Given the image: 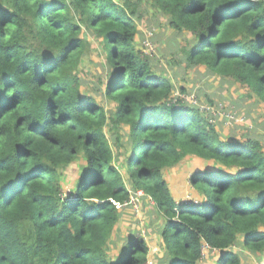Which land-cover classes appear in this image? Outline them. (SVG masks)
Listing matches in <instances>:
<instances>
[{"label":"trees","instance_id":"trees-1","mask_svg":"<svg viewBox=\"0 0 264 264\" xmlns=\"http://www.w3.org/2000/svg\"><path fill=\"white\" fill-rule=\"evenodd\" d=\"M149 1L190 36V65L244 86L264 110V0ZM134 13L114 0H0V264H147L133 232L108 254L127 211L115 203L137 190L165 221L158 264H199L205 244L217 264H242L239 237L264 264L261 140L222 138L205 112L168 102L173 83L141 57ZM87 30L105 54L110 115L82 93ZM109 126L124 149L128 128L127 179ZM188 156L216 164L191 179L198 203L176 200L164 177ZM80 157L76 187L64 191L61 174Z\"/></svg>","mask_w":264,"mask_h":264},{"label":"rangeland","instance_id":"rangeland-1","mask_svg":"<svg viewBox=\"0 0 264 264\" xmlns=\"http://www.w3.org/2000/svg\"><path fill=\"white\" fill-rule=\"evenodd\" d=\"M114 1L127 9L129 13L130 9L134 7L135 13L132 17L138 28L136 47L143 60L149 61L157 74L173 83L174 89L168 102L198 109L201 106L209 109L213 107L212 112L214 113L215 108L219 117L216 120V129L221 133L222 138H259L264 146V110L258 100L249 96L247 88L231 79L212 73L204 66L190 65L185 56L190 36L173 30L170 26V16L163 13L152 1ZM91 33L88 30L85 32L88 35V45L83 53L77 74L81 79L82 93L93 97L110 115L115 110V103L104 94V83L107 80L105 71L108 66L105 63V54L100 49V40ZM182 97H193L194 100L193 102H184ZM230 111H233L238 119L232 125L222 119ZM207 113L209 114V112ZM208 114H206L207 117ZM105 132L115 151L117 161L114 162V165L120 168L127 179V171L123 164L128 155L127 149H129L128 128L123 127L120 134L122 142L126 144L125 149L118 146L117 132H112L110 126L106 128ZM84 162L80 157L61 174L64 191L75 189ZM215 166L216 164L213 162L188 156L177 166L165 170L164 177L170 185L172 193L176 196V200L198 203L203 197L193 186L191 179L194 174L207 172ZM139 207L138 214H135L132 209H127L134 217V222L129 223V229H134L132 232L137 237L143 238L148 244L150 249L148 264H158L161 259L158 254L165 251L160 236V230L164 227L165 221L147 196L140 199ZM113 249L115 248L110 246L108 250L110 258L114 255L113 253H117V255L119 253L118 251L112 253ZM232 250L240 254L242 264L262 263L260 257L252 255L244 249L242 237H239ZM218 259L219 252L212 251L205 244L203 258L199 264H217Z\"/></svg>","mask_w":264,"mask_h":264},{"label":"built area","instance_id":"built-area-1","mask_svg":"<svg viewBox=\"0 0 264 264\" xmlns=\"http://www.w3.org/2000/svg\"><path fill=\"white\" fill-rule=\"evenodd\" d=\"M182 100L184 102H191V101L193 102L194 98L193 97H182ZM210 108L211 109L201 106L199 109L203 113L205 112V114H208L207 112H209L208 116L211 117V112H212L213 107H210ZM211 118H212L211 119V122L213 124H216L217 125L216 120L219 117L217 116V111L215 110V108H214V113L212 112V117ZM222 119H225L227 121V123H229V124H232V122L238 120L236 118V114L234 112H232V111H230L228 114H225V116H223ZM145 197H146V194L144 193V191L137 190L136 192H131V196H130L129 200H127L126 202H124L122 204L121 203H115V205H116V207L118 209H132L135 214H138L139 213V209H140V207H139V205H140V199L141 198H145ZM149 200L152 203H154L151 199H149ZM206 247H208V246L206 245Z\"/></svg>","mask_w":264,"mask_h":264},{"label":"crops","instance_id":"crops-1","mask_svg":"<svg viewBox=\"0 0 264 264\" xmlns=\"http://www.w3.org/2000/svg\"><path fill=\"white\" fill-rule=\"evenodd\" d=\"M170 189H171V187H170ZM171 192H172V189H171ZM172 195L175 199H177L173 193H172ZM133 222H134V217H132L131 212L125 211V213L123 214V216L121 218L120 223L116 226L115 232H114L112 239L109 243L111 248H115V249L111 250L112 253L116 252V251L120 252L122 245H124V243H125V240H126L125 238L129 235L130 232H132V230H134V229H132V230L129 229V226H130L129 223H133ZM161 243H162V241H161ZM113 254L114 255L111 256V258H113L117 255V253L116 254L113 253ZM162 256H163V253L159 255V257H162Z\"/></svg>","mask_w":264,"mask_h":264}]
</instances>
